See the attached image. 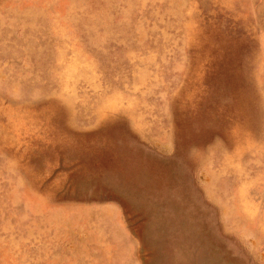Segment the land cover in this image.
<instances>
[{
  "label": "rangeland",
  "instance_id": "1",
  "mask_svg": "<svg viewBox=\"0 0 264 264\" xmlns=\"http://www.w3.org/2000/svg\"><path fill=\"white\" fill-rule=\"evenodd\" d=\"M0 264H264V0H0Z\"/></svg>",
  "mask_w": 264,
  "mask_h": 264
}]
</instances>
